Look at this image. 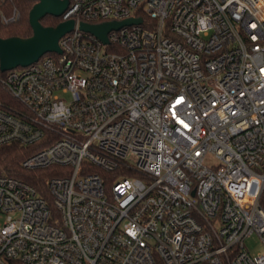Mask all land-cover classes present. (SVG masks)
<instances>
[{"label":"built area","instance_id":"1","mask_svg":"<svg viewBox=\"0 0 264 264\" xmlns=\"http://www.w3.org/2000/svg\"><path fill=\"white\" fill-rule=\"evenodd\" d=\"M131 18L108 43L81 29ZM59 19L62 53L4 78L0 149L57 175L41 193L0 172V264H264V0H70Z\"/></svg>","mask_w":264,"mask_h":264},{"label":"water","instance_id":"2","mask_svg":"<svg viewBox=\"0 0 264 264\" xmlns=\"http://www.w3.org/2000/svg\"><path fill=\"white\" fill-rule=\"evenodd\" d=\"M70 0H36L29 13L32 35L27 38L0 37V70L6 73L18 67H27L47 53L61 54L59 40L74 29L73 20L57 26H44L41 20L46 16L59 18L68 8ZM141 19L131 18L122 22H107L98 25L81 24V29L90 32L108 43V33L124 25L139 24Z\"/></svg>","mask_w":264,"mask_h":264},{"label":"trees","instance_id":"3","mask_svg":"<svg viewBox=\"0 0 264 264\" xmlns=\"http://www.w3.org/2000/svg\"><path fill=\"white\" fill-rule=\"evenodd\" d=\"M36 0H0V37H21L27 38L32 35V28L29 23V13L35 5ZM17 10L20 17L17 21L5 24L2 21V15H11ZM61 20L53 16H46L41 23L48 26H57ZM6 73L0 70V102H12L11 96L5 89L4 78ZM30 155V151L18 145L3 147L0 149V172L22 179L35 186L41 193L46 190V181L55 173L56 167L43 170L26 171L22 169V161ZM262 206L264 207V196L262 198Z\"/></svg>","mask_w":264,"mask_h":264},{"label":"rangeland","instance_id":"4","mask_svg":"<svg viewBox=\"0 0 264 264\" xmlns=\"http://www.w3.org/2000/svg\"><path fill=\"white\" fill-rule=\"evenodd\" d=\"M209 163L210 164L216 163V160L213 159ZM246 245H247V248L251 250L252 253H258L262 248L261 243L257 238L256 239L251 238V239L246 240Z\"/></svg>","mask_w":264,"mask_h":264}]
</instances>
